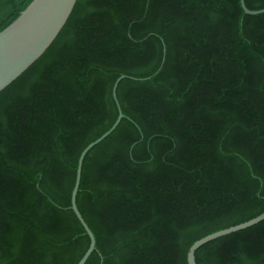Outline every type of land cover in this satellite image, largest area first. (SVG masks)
<instances>
[{"label": "trees", "instance_id": "16d2710c", "mask_svg": "<svg viewBox=\"0 0 264 264\" xmlns=\"http://www.w3.org/2000/svg\"><path fill=\"white\" fill-rule=\"evenodd\" d=\"M32 1L0 0V32ZM122 75L125 118L82 167L86 264H188L196 241L264 213V14L241 0H78L0 93V264H78L89 249L72 193L81 153L117 120ZM196 262L264 264V221Z\"/></svg>", "mask_w": 264, "mask_h": 264}, {"label": "water", "instance_id": "95a60500", "mask_svg": "<svg viewBox=\"0 0 264 264\" xmlns=\"http://www.w3.org/2000/svg\"><path fill=\"white\" fill-rule=\"evenodd\" d=\"M77 1L78 0H33L12 24L0 32V93L22 76L50 48L69 20ZM241 6L247 15L254 16L264 14V9H248L245 0H241ZM164 61L165 56L162 66ZM125 78H127V76H120L113 87V97L117 103L119 112L116 122L110 130L96 141L89 144L83 150L79 158L77 178L72 193V210L84 227L86 234L89 236L90 246L78 264H86L89 257L96 250L95 235L77 206V195L81 183L83 163L89 151L113 133L125 118L117 98L118 85L120 81ZM131 79L145 81L150 78L131 77ZM262 221H264V213L247 222L217 231L196 241L189 249L187 256L188 264H197L196 252L203 245L218 238L246 230Z\"/></svg>", "mask_w": 264, "mask_h": 264}]
</instances>
